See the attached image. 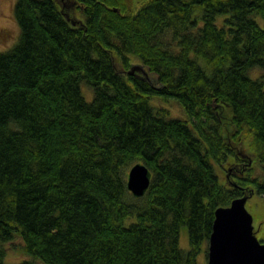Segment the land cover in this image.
<instances>
[{
    "label": "trees",
    "instance_id": "obj_1",
    "mask_svg": "<svg viewBox=\"0 0 264 264\" xmlns=\"http://www.w3.org/2000/svg\"><path fill=\"white\" fill-rule=\"evenodd\" d=\"M14 4L19 39L0 52V264L15 235L42 264H196L215 209L264 196L252 165H264V80L248 75L264 69V0ZM154 98L177 101L190 124ZM137 162L151 178L135 198L125 178Z\"/></svg>",
    "mask_w": 264,
    "mask_h": 264
},
{
    "label": "rangeland",
    "instance_id": "obj_2",
    "mask_svg": "<svg viewBox=\"0 0 264 264\" xmlns=\"http://www.w3.org/2000/svg\"><path fill=\"white\" fill-rule=\"evenodd\" d=\"M130 6L132 7V10L138 11L139 7L147 3L149 0H128ZM15 0H0V52L7 51L12 49V46L18 41L19 39V27L16 25L14 15H13V7H14ZM74 6V3L70 2L67 6V9L69 10L71 7ZM73 12V11H72ZM74 15L82 19V15L78 12H74ZM223 20V16H217L216 22L220 24V22ZM257 23L262 25V19L261 17L256 18ZM130 58H132L133 65V72H135L138 76L146 78L151 84H156L154 75L147 72V69L145 66L139 62V59L136 56L131 55ZM249 77L252 79H263L264 80V69L253 67L250 68V71L248 73ZM79 87H81V92L83 98H85L87 101H90L92 99V87L88 86L85 82H81L79 84ZM264 90V85H263ZM149 105L155 107V106H162L168 110L167 115L170 118H179L184 121H189L188 115H186V112L181 104H179L174 99H168V100H160L159 98H154L149 101ZM253 136H244L242 144L244 146V151H249L253 147ZM213 167H215L216 174L219 178L220 183L225 184L226 182V173L225 169L227 168L225 165L224 167H220L214 160H212ZM253 165V175L261 176L264 172V165L259 163L256 159L252 162ZM129 169V168H128ZM246 209L250 212L253 219V230L255 233V236L258 240L261 242H264V196L254 193L247 197L246 203H245ZM134 217H127L123 225L127 226L129 223L134 222ZM179 247L183 251H187L189 249V243H188V233L186 226L182 225L179 229ZM208 246V244H207ZM206 246V251H207ZM5 256L3 258V262L6 264H18L21 263L22 260H30L35 261L36 264H42L41 261L34 259L33 257L27 255L25 251H23V240L20 239L19 236L15 235L13 236L9 242L3 243ZM207 260V254L203 253V250L199 253L197 257L196 264H206Z\"/></svg>",
    "mask_w": 264,
    "mask_h": 264
},
{
    "label": "water",
    "instance_id": "obj_3",
    "mask_svg": "<svg viewBox=\"0 0 264 264\" xmlns=\"http://www.w3.org/2000/svg\"><path fill=\"white\" fill-rule=\"evenodd\" d=\"M150 178L147 166L137 162L128 169L127 190L135 198L143 196ZM250 195L236 197L228 206L215 209L206 264H264V242L256 238L252 215L245 207Z\"/></svg>",
    "mask_w": 264,
    "mask_h": 264
}]
</instances>
